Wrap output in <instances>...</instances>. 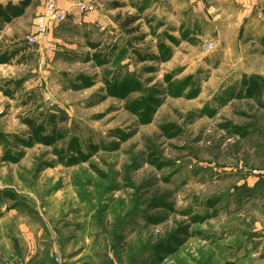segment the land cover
Wrapping results in <instances>:
<instances>
[{"label": "rangeland", "instance_id": "374dc122", "mask_svg": "<svg viewBox=\"0 0 264 264\" xmlns=\"http://www.w3.org/2000/svg\"><path fill=\"white\" fill-rule=\"evenodd\" d=\"M25 1L0 19V264H264V96L242 85L264 0H95L32 44Z\"/></svg>", "mask_w": 264, "mask_h": 264}, {"label": "built area", "instance_id": "2783aa9c", "mask_svg": "<svg viewBox=\"0 0 264 264\" xmlns=\"http://www.w3.org/2000/svg\"><path fill=\"white\" fill-rule=\"evenodd\" d=\"M66 1L69 6L78 11L79 14H88L96 10L95 0H45L42 10L34 19V34L27 37V43H35L36 38H42L48 33L52 23H62L65 21L68 8L63 5ZM254 176L260 177L264 181V169L254 170ZM4 264H25L22 261H5ZM53 264H66L58 257L55 258Z\"/></svg>", "mask_w": 264, "mask_h": 264}, {"label": "trees", "instance_id": "16d2710c", "mask_svg": "<svg viewBox=\"0 0 264 264\" xmlns=\"http://www.w3.org/2000/svg\"><path fill=\"white\" fill-rule=\"evenodd\" d=\"M25 6H27V1L23 0L19 4H6L4 6L0 5V19L4 20L5 22L10 21L11 18L16 17L18 15H21L24 11ZM135 19H131V22H134ZM2 63L5 62V59L1 61ZM242 85L245 88L246 97L251 98L252 96H255V94H258L260 96L264 92L261 93V88L264 87V79L258 76H249L244 77L242 81ZM259 105L264 108V101H258Z\"/></svg>", "mask_w": 264, "mask_h": 264}, {"label": "crops", "instance_id": "0c3cea01", "mask_svg": "<svg viewBox=\"0 0 264 264\" xmlns=\"http://www.w3.org/2000/svg\"><path fill=\"white\" fill-rule=\"evenodd\" d=\"M8 3H10V4H19L18 3V1H16V0H0V5H2V6H4V5H6V4H8ZM63 5H65L67 8H68V13H73V14H75V18L77 19H79V15H78V12L74 9V8H72L71 6H69L68 5V3L66 2V1H63ZM27 7V6H26ZM24 10H25V8H24ZM24 13V12H23ZM22 13V14H23ZM89 14V13H88ZM78 15V16H77ZM19 17H21V15H18V16H16V17H13V18H11V20L10 21H7V22H5V24H6V26H5V28L7 27V25H9L10 23H12L14 20H16V18H19ZM0 37H2V35H0ZM7 41V40H6ZM83 251V250H82ZM69 256H72V257H69V260L71 261V263L72 264H82L83 263V261L82 260H84V253L83 252H81V251H78L77 252V254H75V255H73L72 253H71V255H69ZM87 262V261H86ZM94 264V263H93Z\"/></svg>", "mask_w": 264, "mask_h": 264}]
</instances>
